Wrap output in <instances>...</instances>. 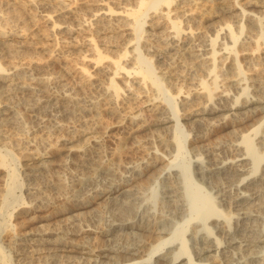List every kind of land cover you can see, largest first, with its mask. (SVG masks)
<instances>
[{"label":"bare ground","instance_id":"bare-ground-1","mask_svg":"<svg viewBox=\"0 0 264 264\" xmlns=\"http://www.w3.org/2000/svg\"><path fill=\"white\" fill-rule=\"evenodd\" d=\"M117 1L123 4L122 13L124 16L118 22L120 21L121 23L120 27L128 31L125 33L130 37L126 39L127 44L133 43L130 46V50L125 46L121 50L118 49L112 56H108L114 50H111L112 46L110 45V37L113 35H108V32L113 31L115 33L116 30H112L111 23L109 19L107 20V17L106 21L103 22L106 24L97 23L102 18L95 22L98 26L94 27L93 30L91 29L92 32L90 30V34L86 35V37H88V49L93 53L95 63L107 58L110 61L108 64L110 67V78H107L104 84V81L102 84L100 83L101 86L98 83L100 87L98 86L99 89L96 88L98 92L100 91L98 96H101L104 103L106 102L109 105V112L113 114L119 112L117 111V108H119L117 105H120V103L118 104L120 102L118 101L120 100V91L134 94L132 91L136 86L133 87V84L138 87V94H134L135 97L138 98L142 93L146 97L144 101L141 100L142 103H146V109L143 108L145 106L141 107V104H137V109L134 108L135 110H133V106H130L128 111L125 110V113L122 111L123 117L121 113L119 114L121 118L117 117L119 118L118 123L123 121L124 117L129 122L137 120L135 121V128L134 126L130 127L134 131V136L135 134L138 137L142 133H150L148 135L151 136V139L148 138L149 140L142 144V147L146 150V157H143L142 161L133 162L126 167L128 177L122 176L124 178L121 177L119 181L117 180L118 182H111L110 188L104 193L110 205L116 209V216L120 217L116 224H112L113 226L105 231L104 235L105 237L107 236L105 239L108 236H112V238L115 236L124 240L128 239L130 242L127 241L128 244L125 243L124 245H116L115 247H118L115 249L113 247L114 250L101 243H98L94 249H89L88 244L86 245L83 239L86 240V238L94 236L92 229L75 228L73 231H68L70 229L66 230L58 223L51 222V215L58 217V222L61 223L69 221L74 223L73 221L84 218L82 217L84 216L82 211L83 203H80V201L84 200L85 197L83 199L80 197L81 200H79V195L75 191L71 193V190H65L70 192L71 196H66L64 204L61 207L57 206V208H48L50 198L46 194L44 196L37 194L38 191H33L36 194L33 198L32 196L30 197L32 199L28 197L29 202L24 203L26 194H23L21 189L25 185L28 190L36 188H30L29 186L31 181L36 179L39 181L40 177H43L46 173L44 170L49 161H47V157L44 158V154L51 152V149L42 154L37 149H27L33 151H29L27 155H21V151L14 152L9 146L12 142H14L12 147L13 145L18 146V138L16 139L15 136L17 130L14 133L12 129H22L20 124L22 122V114L18 106L23 105L22 110L36 109L37 114H32L35 117L33 121L38 120L40 112L42 115L51 116L50 119L54 120V123H50V125L49 121L45 119L48 123L43 124L45 128L53 130L63 127L60 123L62 121L61 118H58L60 120L57 119V114L61 112L60 108L63 109L66 116L68 115L67 113L70 114L68 116H73L71 113L75 112L76 108H78L76 111H86L91 114L97 109L100 102L94 100L97 95L91 99L75 97L64 86L56 89L54 85L52 93L49 92V86L55 84L56 81L58 82V78H56L58 76L51 77L53 74L49 73L48 75L46 74L47 71L43 70L45 73L37 71V60H35L34 64L36 67L31 63L33 61L31 60L32 54L39 53L36 51V42L27 40H20V42L16 40L22 36L21 33L27 32L24 28L19 31L20 34L9 33L8 29H6L8 32L5 33L0 29V101L4 103L5 108H3L5 114L2 112L4 117H2V125H0V216L3 218L2 221L0 220V264L14 263L12 262L13 256L10 250H12L13 255L21 264H30L34 251L42 257V260H39V262L41 261L40 264H57L58 262L63 264L65 261L71 262L73 258L78 256H83L87 264H98L105 261L106 264H264V14L261 16L263 13L261 10H258L262 12L261 15L253 13L257 9H264V0H243L242 2H240L241 0H224L226 2L229 1V5H222L224 4L222 3L223 0H215L217 3H221L219 9H221L222 13L232 15L233 19L221 22L222 24L215 30V33L207 38H194L195 35L192 36L193 31L187 25V22L190 23L195 17L205 20L203 16L209 10L206 9V11L205 7L207 5L204 7L202 4L207 1L214 2V0H204L205 2L202 0L203 3L200 1L202 4L198 0ZM110 7L108 5L105 8L98 7L93 11L99 12L103 10L104 12H101L100 16L104 18L107 13H112ZM15 12L12 10L8 14L13 15ZM17 12L19 14V11ZM184 23L187 25L186 28L182 26ZM60 24L63 23L59 22L58 24V22L55 23L53 21L52 26L56 25L59 27ZM1 25L3 24L1 23ZM87 25L86 27H91L93 24L87 23ZM68 26H63L62 31H69L70 28ZM118 26L117 30L120 28ZM2 27L4 28V26ZM72 27L75 28V26ZM186 29L189 31L187 39L183 37V32ZM82 30H84V27ZM73 31L74 29L71 32ZM10 35L13 38L8 39ZM64 35L66 34L64 33ZM70 35L72 36V33ZM120 35L122 36L123 33ZM61 37L64 36L61 35ZM180 42H186V45L185 43L184 45H179ZM57 44L58 41H56L54 36L52 45L56 46ZM115 48L117 49L118 47ZM172 49L174 51L169 53V50ZM41 50L46 53V51H43L45 48ZM259 51H262L263 56L261 59L253 56L254 52ZM169 56L180 60L181 66L171 67L164 71L162 70L165 68L160 67L161 70H159V66L157 67L158 63L156 65L154 61H159ZM9 58L11 60L18 58V60L17 62H10L11 64L8 65L5 60ZM246 58L248 60L245 62L248 65L245 64V66L243 59ZM259 60L262 61L260 62L262 64L259 63ZM3 61H5L6 65L3 64ZM43 61L45 63V60ZM191 63H196L194 67H198L200 73L194 74L190 78L188 76L189 71L186 72L185 69ZM250 70H252V73L249 76L247 73ZM84 71L80 69V75L83 77L86 75L83 74ZM119 71L124 72L123 81L121 80L122 87L120 82L117 83L114 79L119 74ZM219 78H222L221 81L224 80L227 83L226 88L224 90L221 88L220 90L222 91L220 92L219 84L221 81L218 80ZM82 79L89 80L86 77ZM84 84L82 85L84 86ZM176 84L178 86L175 91L173 89L171 91L170 88ZM183 84L187 86L185 90H183ZM94 85L97 84L94 83ZM71 87L74 89V86ZM83 93L81 92V94ZM180 94H183L184 97L178 102L176 99ZM97 114L100 113L98 112ZM256 114L258 117L252 119L256 125L252 128H245L247 123L242 124L244 126L240 125V128H245L244 130L239 129L240 132H236L235 129L238 128H230L233 131L232 136L234 139L230 136L233 141L231 140L232 142L228 143L229 146L223 147L222 152L216 156L208 157L206 153L209 149H214L213 147L207 149L205 154L199 152L198 147L200 149L208 148L207 144H211L207 142L205 144L202 137H195L196 140L193 142H190V138H188L194 129L195 132L199 128L204 129L207 127L206 129L208 130V128L213 126L212 128L214 129L215 123L220 122L219 120L223 122L230 117L236 122H243ZM214 116L219 118L216 120L212 118ZM38 121L36 122L38 123ZM229 122L231 123V120ZM37 123H35L34 128L37 127ZM77 123L79 122L77 121ZM22 124L25 123L22 122ZM27 124L29 123L27 122ZM83 124H81V127L84 126ZM84 129L86 130V127ZM231 130H228L230 134ZM161 131L165 134L163 137H159ZM78 132H80V135L88 136L84 130L82 132L77 131V135ZM26 133L18 136L19 138L24 136V143L29 144ZM199 133L196 134L199 135ZM87 136L85 138L90 143L97 140V136L92 137L93 135L91 136V134L89 137ZM56 137H59V135ZM133 139L136 138L134 137ZM32 140L34 141L35 138ZM224 140L220 141L217 139L221 143ZM217 141L214 147L223 146ZM27 144L24 145L26 146ZM139 145L141 146V144ZM98 155L100 154L98 153ZM21 160L25 161L23 164L25 167H29V170L22 174L20 173V169L23 167L20 163L22 162ZM96 164L100 166L98 162ZM96 164H94L95 167L97 166ZM50 169H53V167ZM93 171L95 172V170ZM143 172L145 173V184H140L139 187L134 188L131 185L133 183L131 180ZM111 173L113 174L114 172L112 171ZM45 177L42 179H46ZM25 179L30 182L26 183ZM60 180H56L58 182L55 187L61 192L64 186L61 183L62 180ZM16 190H19V194H17ZM147 191H149L148 194H146ZM28 193L26 196H28ZM94 194L96 195L97 193ZM30 195L33 194L30 193ZM145 195L149 196L144 201ZM50 196L54 195L50 194ZM123 196L125 199L122 198ZM147 201H151L152 205L149 206ZM252 204H256L260 210L252 212L250 210ZM20 205H23L22 212L32 215L30 219L39 225L26 231V223H9L6 217L10 220V212ZM247 205L250 209L244 208ZM246 230L248 231V235H245L246 238L242 236L240 238L237 232H241L243 235ZM22 236H27V238L23 239L25 241L24 244H19L18 239ZM82 240L83 242H81ZM106 241L105 243H107ZM26 242L29 244H25ZM22 245H26V247L28 245V249L31 248L29 250L31 253L28 251L26 253L25 247H21ZM35 260L38 262L37 258ZM85 260L82 261L84 262ZM74 261L76 262V260ZM33 262L36 263L35 261ZM33 262L31 261V263Z\"/></svg>","mask_w":264,"mask_h":264},{"label":"rangeland","instance_id":"rangeland-1","mask_svg":"<svg viewBox=\"0 0 264 264\" xmlns=\"http://www.w3.org/2000/svg\"><path fill=\"white\" fill-rule=\"evenodd\" d=\"M198 1H199V3H201L200 1H202V0H198ZM203 1H202V3H203ZM226 1L223 0L222 3H224V4H222V5H229L228 4L229 1L228 2H226ZM242 1L243 0H241L240 2H242ZM117 2L119 3V5H118ZM214 2H216V3H214ZM214 2L213 1H207V2H205V4L201 3L202 5H204V7L206 5L208 6V7L207 6L205 7V10L206 9L209 10L208 13L205 14V16H203L205 18V20L204 19H200V18L197 19L195 17V19H193L194 21L193 20L191 21L192 23L191 22L190 23L187 22L188 23L187 25H189L190 28L193 31L192 32V36L195 35L194 38L195 37L207 38L210 35L215 33V30L218 29V27L223 23V21L225 22V21H230V20L233 19L232 15H230V14L226 15L227 13H222L221 9H219L220 8L219 6H221V3H217V1H215V0H214ZM107 5L109 7L111 6L110 8L112 9V13H107V16H104V18H103V16H100L101 12H104L103 10L99 11V12H94L93 11V10H95V8H98V7L105 8V6H107ZM210 6H212V7H210ZM230 6H231V4H230ZM15 9H16V12H15ZM122 9H123L122 2L117 1V0H0V27H2V26H4V28L7 27V26L12 27V28L8 27V28H5V29L2 27L3 29L2 28H0V29L2 31H4L5 33L10 31L9 33L12 32V33L20 34L19 31H21V28H24V30L27 31V32L23 31L24 33H21V35H22V36H20L21 38L20 37H18L17 39L15 37L14 38L17 41H20V40L21 41H26L27 40L29 42L30 41L36 42L35 43V45L37 44L36 51H38L39 53H33L32 54L31 60H33V61L31 63L33 64L34 67H36L34 64L36 62L35 60H37V62H36V64L38 65V67H37L38 70L37 71H39L40 73H45L47 71L46 74H48V75H49V73L51 75L53 74L51 77L58 76V77H56V78H58L57 79L58 82L56 81L57 83L55 82V84H52V85L49 86V92L52 93V91L54 90V87H53L54 85L56 86V89H57V87L59 88V87L64 86L66 89L70 90L71 95L74 94L75 97L91 99L92 97H95V95L98 96L100 94L99 93L100 91L98 92V89L101 86L102 82L104 81L103 82V84H104L107 81V78H110V67L108 65L110 63V61L107 58V59H103L99 63H95V60H94V57H93V53L91 52L90 49H88L89 48V45L87 44L88 37H86V35L90 34V30L91 29L93 30L94 27L98 26L97 23L106 24V23H103V22L106 21V17H107V20L109 19V21L111 23L112 30H116L115 31L116 34L113 31L108 32L109 34L107 33L108 35H111V34L113 36L116 35L115 37H113V36L110 37L111 38L110 45L113 47V48L111 47V50L112 49L115 50L116 49L115 47H118L115 51L112 50L111 53H109V54L107 53L108 56H110V55L112 56V54H115V52H117L118 49L121 50L125 46H127L126 48H128L130 50V46L133 43L127 44V40L126 39H129L130 37L127 36L128 34H125V33H127L128 31L125 30V28L120 27L121 18L124 16V14L122 13ZM12 10L15 12L13 14L15 18L13 17V15L8 14V12L10 13V11H12ZM258 10H261L263 13L258 11ZM17 11H19L20 15L18 14ZM210 11H212V12H210ZM253 13L258 14V15H261V13H262L261 16H263L264 9L263 8L262 9H257ZM89 16H90V18H89ZM16 17H17V19L19 17V19L17 20ZM20 18H22V19H20ZM100 18H102L101 21L97 22ZM83 19H84V21H83ZM86 20H88L89 22L86 21ZM118 20H120V21L118 22ZM53 21H55V23L58 22V24H59V22H61L63 24H60L59 27L56 26V25H54V27H53L52 26ZM83 22H85V23H83ZM95 22H97V23H95ZM1 23L3 25H1ZM82 23H83V25H81ZM87 23H90V24L92 23L93 25L91 27H86V26H88ZM117 23H119L118 24L119 26L117 25ZM23 25H25V26H23ZM67 25H69L68 27L70 28L69 29L70 33H69V31H66V32L62 31L63 30V26H67ZM79 25H81L82 27L79 26ZM114 25H115L116 28L114 27ZM187 25H186V23H184L182 26H183V28L184 27L186 28ZM72 26H75V28L72 27ZM117 26L120 27V28H118V30H117ZM15 27H16V29H15ZM83 27H84V30H82ZM6 29H8V31ZM9 29H11L12 31L9 30ZM73 29H74V31L71 32ZM14 30H15V32H14ZM92 30H91V32H92ZM120 32L123 33L122 36L120 35L121 34ZM188 32L189 31L187 29L183 32V34H184L183 37L186 38V39H187V36H188ZM64 33L66 35H64ZM71 33H72V36L70 35ZM24 34H25V36H24ZM57 34H59V35H57ZM61 35L64 36V37H61ZM54 36L56 37V41H58V44L56 46L52 45L53 42H54ZM10 38H13L12 35H10L8 37V39H10ZM29 38H30V40H29ZM64 38H66V39H64ZM52 40H53V42H52ZM124 40H126V41H124ZM124 43H125V45H124ZM184 43L186 45V42H184ZM184 43L180 42L179 45H184ZM44 48H45V50H43V51H46V53L42 52V50H41V49H44ZM52 51H53V53H52ZM169 51H170L169 53H172L174 50L172 49V50H169ZM253 56L259 57V59H261L262 56H263L262 55V51L254 52ZM10 60H11V58L5 60L6 64L9 65V64H11L10 62H17L18 58H15V60L14 59H12L11 61ZM43 60H45V63H44ZM246 60H248V59L247 58L243 59V64L244 65L247 64V62H245ZM5 61H3V64H5ZM157 61L158 60H155L154 62H155L156 65L158 63L157 67L159 66L158 67L159 70H161V68H165L162 71L168 70L171 67L181 66V63L179 62L180 60H177L176 58H173L172 56L171 57L170 56L169 57H164L162 60H159L158 62ZM46 62H47V64H46ZM194 62L197 63L196 60H194ZM260 62H262V61L259 60V63ZM42 63H43V65H42ZM169 63H170V65H168ZM196 63L189 64L188 68L185 69L186 72L189 71L188 72V76L190 78H191L192 75H194V74L197 75L198 73H200V71L198 70V67L197 68L194 67V66H196ZM260 64H262V63H260ZM82 66H83V68H82ZM48 67H50V68H48ZM26 69L28 70V68H26ZM80 69L81 70H85L83 72V74H86V75H84V77L89 78V80L82 79L84 77L82 75H80ZM121 72L122 71H119V74L116 75L115 78H114L117 83L120 82V85H121V82L123 81L122 78H123V75H124V72H122V74H120ZM189 73H190V75H189ZM251 73H252V70H250L247 73V75L249 74V76H250ZM221 79L222 78H219L218 80L221 81ZM188 81H190V80H188ZM176 82H178V81H176ZM59 83H61L62 85L59 84ZM91 83H93V84H91ZM94 83L97 84V85H94ZM98 83L99 84L101 83L100 86H99ZM67 84L71 85V86H74L75 90L73 89V87L68 86ZM82 84H84V86ZM226 85H227V83L224 80L221 81V83L219 84V86H220L219 87V92L224 90V88H226ZM175 86L171 87L170 90L173 89L175 91V88H177L178 85L176 84ZM221 86H223V87H221ZM89 87H90V89H89ZM121 87H122V85H121ZM133 87H135V89L132 91V93L138 94L137 85L133 84ZM96 88H98V89H96ZM186 88H187V86L186 85L184 86V84H183V90H185ZM221 88H222V90H220ZM95 89L97 90V92H96ZM173 90H171V91H173ZM92 91H93L94 94L92 93ZM81 92H84V93L81 94ZM126 92L127 91H120V98H119L120 100H118V101H120V102H118V104L120 103V105H117V107L119 106V108H117V111H119L117 113L118 115L109 112L110 111L109 105L106 104V102L104 103V100L102 99L101 96H98V97L96 96L97 98L95 97L96 99L94 98V100H98L100 103L98 104V107H97V109L95 111L97 113L99 112L100 114H97L95 111H93L95 115L92 114L93 112H91V114H92L91 115V114H89L90 112L76 111V110H78V108H76L74 110L76 112V114H75V112L71 113L73 116L74 115L75 116L74 117L73 116H68L70 114L67 113L68 114L67 116L69 117L68 118L66 116L65 112H63V109L60 108L61 112L57 114L58 115L57 119L61 118L62 121H60V123L63 125V127L61 129L58 128V129H53V130H49L47 127L45 128V125H44V124L48 123L47 120L49 121V124L50 123L51 124L54 123V120L50 119L51 116L49 117V116H45L44 114L42 115V113L39 111L40 115H39V118H38L39 121L36 120V121H38V123H37L36 121H33V118L35 119V117L32 116V114H37V112H36L37 110L36 109H35L36 111L33 110V109H29V110L24 109V110H22L23 109V105H20V106H18V109L20 110V113L22 114L21 115V117H22L21 120L25 124H22V122L20 123L21 126H22L21 128L23 130L22 129L20 130L19 128L12 129L13 132L17 130L16 133L15 132L14 133L16 134L15 135L16 139L18 138L17 139L18 146L17 145H15V146L13 145V147H12V144H14V142H12L9 145L13 149L14 152H20L21 151L20 152L21 155H23V154L27 155V153H29V151L31 152V151L37 149V151L40 154H42V153L47 152L48 150L51 149L50 150L51 152L44 154V158L47 157L46 159H47V161H49L48 165L46 167L47 171H46V169L44 171L46 173L47 172L48 173L46 174L44 172L45 174L43 175V177H40L39 181H38V179L31 181V184H30L29 187L30 188L36 187V188H34V190L33 189L28 190L26 185L23 186V188L21 189L23 194L25 193L27 195V193L29 191H30V193L33 194V195H30V193H28V196L25 195L24 203H28L29 202V198L31 196L33 198V196L36 194L37 191H38L37 194H40V195H43V196H44V194H46V196H48L50 198V200H49L50 203H49V207L48 208H57V206L61 207V205H63L64 202H65L64 198L66 196L67 197L71 196L72 191H75L79 195V198H78L79 200H81V199H83V197H85L84 200L85 201L87 200V202H85L84 200L80 201V203H83L82 211L84 212V216H82V217H84V218H80L79 220H76L77 222L73 221L74 223H72L70 221H69L70 223L69 222H67V223L58 222L59 218L57 217L58 218L57 219L56 216H54V215H53L54 217L51 215L50 218H52V219H50V218L49 219L53 223H56V224L58 223L61 227H63L66 230L70 229L68 231H73L75 228H78V229L79 228L80 229H87V228L88 229H92L94 231V234H93L94 236L88 237V238H86V240L83 239L84 242L86 243V245L88 244V248L89 249H94L97 246L98 243H101V244L105 245L106 247H108L109 249L114 250L119 245H121V244L124 245L125 243L128 244V242H130L128 239L124 240L121 237H115V236H113V238H112V236H108V238L105 239L107 236L105 237V235H104L105 231L107 229L111 228L114 224H116L118 222V219H120V217L116 216L117 215L116 214L117 213L116 209L112 205H110V203L108 202V199L104 196V193L106 192V190H108L110 188L111 182L112 183L113 182H118L121 179L122 176H124V177L127 176L128 177V173H127L126 167L131 165V163H133V162L134 163L140 162V161H142L143 157L144 158L146 157V150L142 147V144H144V142H146V140L151 139V136L148 135V134H150L149 132L145 133V134L142 133L140 135L137 134L138 137L136 136V134L134 136V131L131 128L135 125V121H137V120H135L133 122H129V120L126 119V117H124L123 121L120 120L121 122L118 123L119 118H117V117L121 118V115L123 114L122 111L125 113L126 111H128V108L130 106L131 107L133 106V110H135V109H137V107H136L137 104H141L142 105L141 107L145 106L143 108L146 109V103H142V101H144V99L146 98L144 96V93H142L137 98V97H135L134 94H131L129 92L126 93ZM86 93H88V94L86 95ZM95 93H97V94H95ZM77 94H78V96H77ZM53 95H50V96H53ZM133 97H134V99H132ZM183 97H184V95L180 94L177 97L176 100L179 102ZM127 99H129L128 102H126ZM127 105H129V106H127ZM3 108H4V103L2 101H0V115H1L0 116V125H2L1 120H2V117H4L3 113L5 112L4 111L5 108L4 109ZM2 109H3V111H2ZM97 110H99V111H97ZM120 113H121V115L119 116ZM81 114L83 116L85 114L86 117L85 116L83 117ZM60 115H61V117H59ZM76 115H78V116H76ZM79 115H81L83 118L81 116L79 117ZM41 116H45V117H41ZM123 116H124V114L122 115V117ZM256 117H258L257 114L255 116L251 117V118H248L247 119L248 121L247 120L243 121L244 123L243 122H236V121L232 120V118L229 117V119L231 120V123L229 122L230 120L228 118H226L223 122H222V120H219L220 122H216L215 123L214 129L212 128L213 126L208 128V130L206 129L207 127L204 128V129L203 128H201V129L199 128L198 129L196 127V129H198V130H196V132H195V129H194L191 132L192 134H190V136L188 138H190L189 139L190 142H193L194 140H196L197 137H199V136L202 137V139L204 140V143L207 142V143H209V144L211 143V144L208 145L207 143H205V144H207L208 148H201L200 149V147H198L199 152L205 154L207 149L213 147L214 149H212V150L209 149L208 150L211 153L208 152V151L206 153H207L208 157H212V155L216 156L217 154L222 152V148L223 147L229 146V144L233 141L231 139V138H233V136H232V132L233 131L231 130L233 128H231V127L238 128V129L234 128L236 130V132H240L239 129H243L244 130L246 127L252 128L253 126L256 125V123L252 119H255ZM26 118H29L30 121H28L29 119H26ZM212 118H215L217 120L219 117L214 116ZM45 119H47V120H45ZM25 120H27V121H25ZM58 120H60V119H58ZM76 120L79 123H77ZM45 121H46V123H45ZM89 121H91V122H89ZM252 121H253V123H251ZM27 122L29 124H27ZM34 122L37 123V127H35V128H34V125H36V124ZM82 122L85 123V124H83ZM30 123H33V124H30ZM217 123H218V125H217ZM220 123H221V125H219ZM81 124L84 125V126H82L83 128L81 127ZM238 124H239V127H238ZM242 124H246L245 128H243V127L240 128V125H242ZM29 125H31L32 127L29 126ZM87 125H89V126H87ZM225 125H226V127H224ZM25 126L27 128H29L28 131H27V128ZM242 126H244V125H242ZM85 127H86V130L84 129ZM134 128H135V126H134ZM249 128H247V129H249ZM42 129H44V130H42ZM73 130H75V131H73ZM82 130L87 132L88 136L87 135H85V136L84 135H80V132H78V135H77V131H81L82 132ZM209 130H211V131H209ZM228 130H231V134H230V131H228ZM25 131L28 132V133H26ZM46 131L48 132L47 134H46ZM49 131H51L52 133H54V132L55 133L52 134ZM205 131L206 132L209 131V132H207L209 134H207ZM24 132L26 133L28 141H29V144H31V145H29L27 143H24L25 142V140L23 141V137L24 136L19 138V136H21V134L22 135L25 134ZM210 132H212V133H210ZM236 132L234 131V133H236ZM44 133H45V135H44ZM196 133L197 134L199 133V135H197ZM90 134H91V136L93 135L92 137H96L97 136L96 137L97 140H95L96 143L95 142H91L90 143V141L86 140L85 137L86 136L89 137ZM162 134H163V132L161 131V134H160L159 137H163L165 135V134H163V135ZM42 135H44V136L42 137ZM58 135H59V137H56ZM202 135H204V136H202ZM35 136H37V137H35ZM38 136L41 137V138H39ZM77 136H78L79 139L77 138ZM230 136H231V138H230ZM134 137L136 139H133ZM33 138H35V140H37V141L36 142H35V140L33 141L32 140ZM43 138H45V139H43ZM217 139H219L220 141L225 139L223 141L224 144L219 142V141H217ZM38 140H39V142H38ZM79 140H81V141H79ZM98 141H100V142H98ZM216 141H217V143L219 142V144L223 145V146H219L218 145V147L217 146L214 147V144H215ZM33 142H34V144H33ZM20 143H22V144H20ZM83 143H84V145H83ZM97 143H98V145H97ZM138 143L141 144V146ZM24 144H27V145L25 146ZM100 145H102V146H100ZM33 146H35V147H33ZM41 147H42V149H40ZM117 147H119V148H117ZM23 148H25V149H23ZM44 148H46V149H44ZM83 148H84V150H83ZM27 149H33V150H27ZM202 149H203V151H202ZM90 151H91V154L93 153L92 155L90 154ZM214 151L217 152V153H215ZM97 152L100 155H98ZM141 152H144V153H141ZM194 152H196V150H194ZM95 153H97V154H95ZM209 154H211V155H209ZM100 161H102V162H100ZM24 162L25 161L20 162L21 165H23ZM80 162H81V164L79 165ZM96 162H98V164H100V166H98L96 164ZM94 164H96L97 166L95 167ZM52 167H53V169H50ZM28 168H29L28 166L25 167L23 165V167L20 169V173L22 174L25 171H28L29 170ZM107 169H109V170H107ZM50 170H54L55 172L54 171H50ZM93 170H95V172ZM111 170L114 172L113 174L111 173L112 172ZM49 171H50V173H49ZM125 171H126V173H125ZM109 174H111V175H109ZM45 176H47L48 179ZM117 176H119V177H117ZM44 177L46 179H42ZM54 177H56V178H54ZM124 177H122V178H124ZM53 179L55 180V182H54ZM58 179L62 180V181L61 180L60 181H61L62 185L64 186L63 187L64 189L61 190V192H60V190L57 189V187H55V184H57V182H58L56 180H58ZM144 179H145V173L143 172L141 175L135 176L134 179L131 180V181H133V183L131 185H133L134 188L139 187L140 184H145L144 182H145L146 179L145 180ZM109 180H111V181H109ZM25 182L28 183L30 181L26 180ZM44 183H45V185L43 186ZM138 183H139V185H138ZM46 184H48V185H46ZM108 184H109V186H108ZM105 187H106V189H105ZM101 188H103L104 190L103 189L101 190ZM49 190H51V191H49ZM65 190H67V191L71 190L70 191L71 193L70 192H66ZM95 190H97V191H95ZM16 191H17V194H19V190H16ZM25 191H27V192H25ZM33 191H36V192H33ZM47 191L49 192V195H48ZM57 191H59V192H57ZM93 192L97 193V194L95 195ZM98 192H99V194H98ZM148 192L149 191H147L146 194H148ZM50 194L54 195L52 197L54 198V200L56 199L55 201L50 196ZM58 196H59V198H58ZM148 196L149 195H145V198H143L144 201L147 200ZM80 197H82V198L80 199ZM26 198H28V199H26ZM32 198H30V199H32ZM122 198H124V196ZM104 199H106V200H104ZM52 200H53V202H52ZM262 200H263V198H262ZM84 202L87 203V204H85ZM54 203L58 204V205H55ZM147 203H148L149 206L152 205L151 201H147ZM53 204H54V206H53ZM108 205H110V206H108ZM253 205L256 206V204H252L251 205V209H250V207H248V205L246 207H244V208H249L252 212L253 211L257 212V210L258 211L260 210L258 208V206H256V208H255V206H253ZM22 207H23V205L16 206L10 212L11 213L10 220L6 217V219L9 221V223L10 224L14 223V222L26 223V226H27L26 227V231H28L29 228L33 229L37 225H39V224H35V222H33L32 219H30V217L32 215L30 216V215L22 212ZM166 209H168V208H166ZM245 210H247V209H245ZM14 214H16V215H14ZM24 216L25 217L27 216V217L25 218ZM0 217H1L0 220L2 221L3 218H2V216H0ZM16 219H18V220H16ZM29 219H30V221H29ZM84 227H86V228H84ZM95 232H97V233H95ZM243 233H245V234H243L244 236L242 235L241 232L240 233L237 232V234L240 235V238H241V236L246 238L245 235H248V231L246 230ZM95 234H97V235H95ZM237 237L239 238V236H237ZM21 238L18 239V243L19 244H21V243L24 244L25 241H23V239H26L27 236L26 237L22 236ZM99 238H100V241H99ZM116 239H117V241H116ZM83 240L81 242H83ZM97 240H98V242H96ZM105 241L107 243H105ZM113 241H115V242H113ZM27 243L28 242H26L25 244H27ZM108 244H109V246H108ZM116 245H118V246L115 247ZM21 247H23V248L25 247L24 249H25L26 253H27V251L30 252L29 250L31 248L28 249V245H27V247H26V245H24V246L22 245ZM113 247H114V249H113ZM10 251H11V254L13 256L12 257V259H13L12 262H14L13 264H21V263H19L18 259L13 255L12 250H10ZM35 254H36V256H34ZM38 256L39 255L34 251L33 252V256L31 257V261L32 262L33 261L36 262V260H35L36 258L38 259L37 260L38 262H39V260H42V257L41 256L38 257ZM78 257L73 258L71 260V262L70 261H65L66 263L63 262V264H67V263L68 264H70V263L71 264L72 263L73 264H79V263L80 264H87L86 260L83 259L84 258L83 256H78ZM74 260H76V262ZM82 260H85V261L83 262ZM31 261H30V264H40V262H41L40 261L39 263L38 262L31 263ZM105 262L98 263V264H106ZM57 264H62V262H58Z\"/></svg>","mask_w":264,"mask_h":264}]
</instances>
